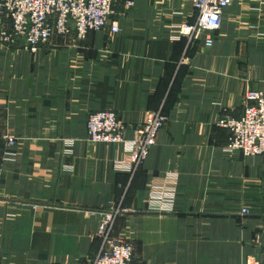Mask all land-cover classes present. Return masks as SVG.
Returning a JSON list of instances; mask_svg holds the SVG:
<instances>
[{"label": "crops", "instance_id": "0c3cea01", "mask_svg": "<svg viewBox=\"0 0 264 264\" xmlns=\"http://www.w3.org/2000/svg\"><path fill=\"white\" fill-rule=\"evenodd\" d=\"M125 1L114 0L115 33L56 36L35 51L0 43V133L15 138L0 145V264H90L103 213L120 206L113 234L139 264L264 260V155L225 152L216 125L242 113L245 91L264 92V0H233L210 47L174 36L195 19L191 0ZM101 109L126 140L148 113L167 116L140 166H128L126 142L87 140ZM171 175L163 211L151 187Z\"/></svg>", "mask_w": 264, "mask_h": 264}, {"label": "built area", "instance_id": "2783aa9c", "mask_svg": "<svg viewBox=\"0 0 264 264\" xmlns=\"http://www.w3.org/2000/svg\"><path fill=\"white\" fill-rule=\"evenodd\" d=\"M233 0H191L195 13L192 23H182L175 29V37L187 39L188 44L202 41L205 47L213 43L212 33L220 28L223 11ZM126 6L133 4L125 1ZM114 0H0V17L8 21L0 28V41L18 45L35 51L48 43L53 37L61 38L74 35L82 40L89 31L109 28L115 33L118 23L110 22ZM167 116L161 111L147 114L139 125L133 127L131 139H125L126 126L112 109L91 112L86 119L87 139L93 144L124 143L128 166H140L155 144L157 135ZM216 125L228 131L227 153H240L244 156L264 155V92H246L242 113L239 116L222 114ZM5 140L8 145L15 138L0 134V145ZM175 176L157 178L151 187L150 200L158 203L157 209L171 211ZM169 201V205H168ZM166 202V204H162ZM243 213L249 214L247 209ZM119 207L104 214L96 228L99 247L91 258L90 264H137L133 260L131 245L114 237L113 227ZM245 264H264V260H251Z\"/></svg>", "mask_w": 264, "mask_h": 264}, {"label": "rangeland", "instance_id": "374dc122", "mask_svg": "<svg viewBox=\"0 0 264 264\" xmlns=\"http://www.w3.org/2000/svg\"><path fill=\"white\" fill-rule=\"evenodd\" d=\"M212 36H213V35H212ZM0 43H3V42L0 41ZM248 91H249V92H254V91H252V90H247V91H245V93H244V98H245V94H246V92H248ZM257 91H260V90H257ZM260 92H263V91H260ZM243 104H244V99H243ZM242 110H243V107H242ZM96 111H97V110H96ZM93 112H94V111H93ZM117 116H118V115H117ZM118 118H119V117H118ZM120 120H121V119H120ZM142 122H143V121H142ZM142 122H141V123H142ZM125 126H126V125H125ZM163 126H164V125H163ZM126 128H127V127H126ZM161 129H162V128H161ZM161 129H160V130H161ZM0 134H1V135H4V134H2V133H0ZM87 140H88V139H87ZM90 143H91V142H90ZM92 144H93V143H92ZM241 155H242V154H241ZM242 156H244V155H242ZM247 157H250V156H247ZM244 208L247 209L248 211H250L248 208H246V207H242L241 210H240V213H239V214H240L241 216H244V215L247 216V215H249L250 212H249V214H245V213L242 212V210H243ZM123 211H124V210H123V209L121 208V206H120V207H119V213H118V215H119V214H123ZM109 212H112V210H111V211H105L103 214H106V213H109ZM118 215H117V216H118ZM117 216H116V219H117ZM95 236H96V233H95ZM96 237H97V236H96ZM114 237H116L117 239H120V240H122L123 242L128 243L129 245H131V243L129 242V240H127V239L124 238V237H120V236H116V235H114ZM97 238H98V237H97ZM131 247H132V245H131ZM132 249H133V247H132ZM133 260H134L135 263L139 264L138 261H137V258H136L135 255H134V253H133Z\"/></svg>", "mask_w": 264, "mask_h": 264}]
</instances>
